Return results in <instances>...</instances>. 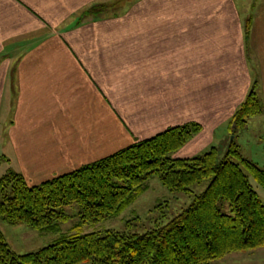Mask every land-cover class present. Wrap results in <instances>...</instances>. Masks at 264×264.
<instances>
[{
	"label": "crops",
	"instance_id": "1",
	"mask_svg": "<svg viewBox=\"0 0 264 264\" xmlns=\"http://www.w3.org/2000/svg\"><path fill=\"white\" fill-rule=\"evenodd\" d=\"M98 1L0 0V125H10L7 140L20 175L32 185L188 122L199 123L200 130L180 156L225 144L230 117L251 89L262 105L256 117L264 122V6L250 28L253 56L247 57L242 24L239 20L233 27L232 11L220 15L223 25L213 20L208 27L187 29V35L177 24L78 21L80 12ZM167 1L160 10L143 14L166 18ZM206 31L213 42L207 47L220 49L221 57L199 52L190 69H182L183 48H177L176 37L193 48ZM251 57L258 72L253 82ZM155 75L159 90L147 85ZM32 141L35 150H30Z\"/></svg>",
	"mask_w": 264,
	"mask_h": 264
},
{
	"label": "trees",
	"instance_id": "2",
	"mask_svg": "<svg viewBox=\"0 0 264 264\" xmlns=\"http://www.w3.org/2000/svg\"><path fill=\"white\" fill-rule=\"evenodd\" d=\"M245 25L244 41L250 33ZM262 113L254 89L229 120L232 140L220 157L216 147L191 157H169L200 130L188 122L133 143L38 184L14 172L0 176V218L54 232L76 205L80 223L97 224L122 213L156 177L168 190L205 189L166 223L142 233L124 230L73 232L34 252L16 254L0 231V264H210L233 252L264 247V201L250 178L264 189V169L244 158L235 142L237 130Z\"/></svg>",
	"mask_w": 264,
	"mask_h": 264
},
{
	"label": "rangeland",
	"instance_id": "3",
	"mask_svg": "<svg viewBox=\"0 0 264 264\" xmlns=\"http://www.w3.org/2000/svg\"><path fill=\"white\" fill-rule=\"evenodd\" d=\"M162 1L163 0H154L150 2L148 0H102L89 5L81 11L80 15L82 14V16L81 19H78V21L81 20L84 24H90L92 22V24L96 25L146 24L152 26H171L172 24H177L179 26H184V28L179 31H186L185 35H187V29L190 30L194 27L196 29V26L208 27V25H212L213 20L216 25H223V18L220 17L224 15V10H229L233 12V27L238 28V22L240 20L242 24L241 35L244 37L245 25H243V23H245L248 18L250 19V31L253 20L258 14L259 9L264 6V0H198L195 2L193 0H181L179 4H177L175 0H168V6L164 7L167 8V17L154 16L153 19H150V17L149 20L147 15L150 16L153 12L144 15L143 11L147 9H152L154 12L160 10L162 5H165L166 3L165 0L163 2ZM218 20L219 22H217ZM207 31L206 34L205 32L200 33V44L197 46L194 41L193 48L191 46V42L187 43V40H178V38L174 35L178 41L177 48H183L182 53L180 52V56H182L183 61H179V63H183L184 68L182 69L188 68L189 70L192 65V58L200 55L202 52L213 56L216 52L221 57L220 53L222 52L220 49L207 47L209 43H213L212 39H207L209 36ZM104 35L107 37L106 34ZM185 35L183 33L178 36L183 37ZM118 36L121 37L122 34L113 35V38ZM114 41H116V39ZM124 42L127 41L119 39V43ZM128 47H126V49ZM244 47L247 57H249V55L253 56L249 49V35L246 42L244 41ZM252 62L253 57L248 59L249 71L253 82L258 79V72ZM153 78H155L154 81H148L147 85H152L150 89L157 85L158 88L156 90H159L161 88L158 83L159 76L155 75ZM170 82L172 81H169V85L175 84V82ZM163 85H166V83ZM252 88L254 87L252 86ZM144 92L148 95L147 91ZM140 116L142 115L138 113L137 117ZM221 125L225 124L222 123ZM247 125L248 128L246 127L243 131L237 130L234 140L241 146L240 151L244 158L251 160L258 167L264 169V122L260 116H253L248 119ZM9 126L10 125H0V176L8 172H14L17 174L21 173L16 155L13 154V145L11 140H7ZM15 131L17 130L14 129L13 133ZM18 131V135L15 134L17 141L20 140L18 138L22 136L20 126ZM227 137V141H230L233 138L230 130L228 131ZM29 138L32 139V134ZM227 145H211L210 147L208 146L202 150L201 153L208 151L211 147H216V150L220 153V157H222L223 153L226 151ZM31 148H34L35 150V141L31 142L30 150ZM180 150L181 149L171 152L168 156L172 158L182 157L180 156ZM26 181L31 184V181L29 182L27 179ZM250 182L255 191L258 193L260 199L264 201V189L258 186L251 178ZM207 184L208 181L205 180L199 184L192 185L190 187L192 193L186 194L183 192L170 191L166 189L156 177H151L144 183L146 186L145 190L137 196V198L122 213L116 217L105 219L97 224H83L78 226L80 223L78 208L76 205H70L65 208V213L70 216V219L66 223L59 224V227L54 232L34 230L26 224L10 225L1 218L0 231L2 232L11 250L16 254L34 252L43 246L51 244L57 238L73 232L89 233L103 232L105 230H124L127 232L134 231L142 233L154 226L166 223L174 215L186 208L191 203L193 196L202 192ZM210 264H264V247L246 252H233L225 255L221 259L211 261Z\"/></svg>",
	"mask_w": 264,
	"mask_h": 264
}]
</instances>
